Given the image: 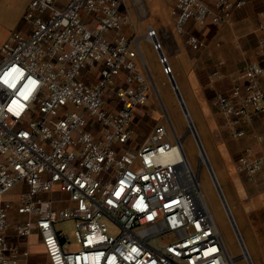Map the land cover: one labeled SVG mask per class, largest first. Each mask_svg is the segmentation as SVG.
I'll use <instances>...</instances> for the list:
<instances>
[{"label":"built area","instance_id":"1","mask_svg":"<svg viewBox=\"0 0 264 264\" xmlns=\"http://www.w3.org/2000/svg\"><path fill=\"white\" fill-rule=\"evenodd\" d=\"M132 1L134 6L142 3ZM56 3L30 0L24 16L29 32H12L2 47L0 264H30L31 243L26 240L34 236L48 264H235L237 258L229 253L201 191L200 169L193 170L184 138L174 127L176 143L166 126L158 124L137 151L128 149L152 84L136 63H142L140 39L122 32L135 26L126 0H69L62 9ZM246 4L175 0L171 13L176 31L186 34L190 23L232 25L234 12ZM261 18L264 30V10ZM146 38L155 39L151 42L178 92L154 26H148ZM186 41L195 50L206 46L193 33ZM225 66L219 61L212 70V84L226 78ZM214 101L233 139L246 137L245 125L264 116V38L258 41L255 59ZM187 116L188 133L198 142L200 168H209L228 208ZM263 166L264 159L247 149L235 171L256 181ZM56 191L67 198L49 197ZM64 220L75 222L76 249L57 228ZM107 221L118 228L117 234ZM237 233L242 257L251 263ZM166 236V243L158 241Z\"/></svg>","mask_w":264,"mask_h":264},{"label":"rangeland","instance_id":"2","mask_svg":"<svg viewBox=\"0 0 264 264\" xmlns=\"http://www.w3.org/2000/svg\"><path fill=\"white\" fill-rule=\"evenodd\" d=\"M61 1L67 2L69 0ZM168 1L172 2L171 0ZM173 1L175 2V0ZM126 4L127 7H129L128 9L134 7L132 0H126ZM147 4H155L154 7L150 9L151 15L147 17L143 23H140V21L134 17V28L127 26L123 31L127 37L133 35V37H138L140 39V47L142 50L140 59L142 63L140 64L138 61H136V63L141 72H147L152 84L149 92V101L145 106L140 108L137 119L132 126L133 136L132 141L128 145V149L133 152L137 151L143 145L148 134L158 124L166 126L169 130L172 143H176V136L171 127L173 126L178 137L184 138L183 148L193 170L198 171L200 169L201 191L219 226L229 253L233 258H237L235 264H251L247 259L242 257L243 248L238 237L237 229L235 228L236 224L253 263L264 264V249L249 227L246 221L245 207L239 201L238 185L235 180L236 173L233 168L227 164L223 156L221 145L215 138L214 130L209 122V113L200 103L198 94L190 80L187 58L183 52L178 51V49L181 48L178 42L180 34L175 29L173 15L167 10V0H147ZM19 17V14L7 4V0H0V57L2 56V47L8 41L10 34L14 31H19ZM152 24L157 27L158 38L172 66L175 82L184 105L179 99L178 93L173 89L169 75L166 74L165 68L160 61L159 52L156 50L154 44L146 38L147 28ZM187 113L196 126L199 137L210 159L214 173L236 224L232 221L229 210L222 199L209 168L206 165H202L200 168L199 146L196 137L192 133H188L190 122ZM212 113L217 121H220L218 117H223L218 107L217 110L214 108ZM233 140L237 139L230 138L229 136L226 137L227 144L234 152L236 148L233 145ZM20 189V186H18L14 191L17 192ZM49 197L55 200H62L67 198V194L56 191L49 194ZM72 205L73 203H71V206ZM62 208L63 202L57 203L55 206L57 211H60ZM107 222L111 232L117 234L118 228L115 227L111 221ZM57 228L59 231H62L63 236L69 235V245L73 246L75 249L79 247L75 238L74 220L61 221L57 224ZM32 240L33 239L26 240V242H30L33 245L34 242ZM158 241L166 243L167 236L159 238ZM34 264L48 263L47 261L38 260Z\"/></svg>","mask_w":264,"mask_h":264},{"label":"crops","instance_id":"3","mask_svg":"<svg viewBox=\"0 0 264 264\" xmlns=\"http://www.w3.org/2000/svg\"><path fill=\"white\" fill-rule=\"evenodd\" d=\"M171 1L172 2H169L167 0V10H169L170 13L175 3L173 0ZM67 2L57 0L56 5L58 8L62 9L66 7ZM7 4H9L20 16L18 22L19 31L28 33L30 25L25 22L24 16L30 4V0H7ZM154 5L155 4H147V0H142L141 4L135 5L132 9H128L132 21L134 22V17H136L140 23H143V21L151 15L150 9L153 8ZM263 10L264 0H247V4L244 8L234 12L232 25H208L203 27L190 23L187 27V33L180 34L178 37V42L181 46L178 51L183 52L187 58L190 80L198 94L200 103L209 113V122L214 130L215 138L221 145L223 156L227 164L230 165L234 171L237 159L242 156L247 149H252L254 156L264 159V140L258 142L257 139L258 136L264 138V116H259L255 118L253 122L245 125L247 135L242 139L233 140V145L236 148L233 152L226 142V137L229 136L231 138V136L223 125L224 118L218 117L220 121H217L212 113L214 108L217 110V106L214 104L215 101L213 100L219 92L229 91L234 76L255 59L258 41L264 38V30L261 28V12ZM152 26L157 30L155 25L152 24ZM125 27L122 28V32ZM188 33L195 34L206 43V46L200 50L192 49L186 41ZM132 37L133 35L130 36V38ZM219 61H225L226 66L224 72L226 78L212 84L210 81V73L217 66ZM235 180L238 185L239 201L245 207L246 221L254 232L259 244L264 249V166L260 174H258L256 181H250L237 173ZM234 222L236 224L235 219ZM236 228L238 230L237 224ZM32 239L34 243L33 245L31 244L30 247L31 256L29 258V263L34 264L38 260L46 261L44 249L42 245L38 243L37 236H34ZM248 254L250 256L249 251ZM250 260L251 263L254 264L251 256Z\"/></svg>","mask_w":264,"mask_h":264},{"label":"water","instance_id":"4","mask_svg":"<svg viewBox=\"0 0 264 264\" xmlns=\"http://www.w3.org/2000/svg\"><path fill=\"white\" fill-rule=\"evenodd\" d=\"M175 81H173V83H174ZM178 93V95H179V99L181 100V102L183 103V99H182V97H181V95H180V93H179V91L177 92ZM183 105H184V103H183ZM185 111L187 112V110L185 109Z\"/></svg>","mask_w":264,"mask_h":264},{"label":"bare ground","instance_id":"5","mask_svg":"<svg viewBox=\"0 0 264 264\" xmlns=\"http://www.w3.org/2000/svg\"><path fill=\"white\" fill-rule=\"evenodd\" d=\"M155 39H151L150 41H154Z\"/></svg>","mask_w":264,"mask_h":264}]
</instances>
